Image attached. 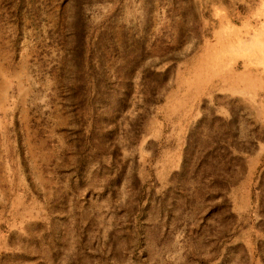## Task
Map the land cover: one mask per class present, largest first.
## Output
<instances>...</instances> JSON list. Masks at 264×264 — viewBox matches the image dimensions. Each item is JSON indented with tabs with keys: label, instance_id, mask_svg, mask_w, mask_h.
Wrapping results in <instances>:
<instances>
[{
	"label": "rangeland",
	"instance_id": "rangeland-1",
	"mask_svg": "<svg viewBox=\"0 0 264 264\" xmlns=\"http://www.w3.org/2000/svg\"><path fill=\"white\" fill-rule=\"evenodd\" d=\"M222 2L0 0V264H264V117L187 84Z\"/></svg>",
	"mask_w": 264,
	"mask_h": 264
},
{
	"label": "crops",
	"instance_id": "crops-1",
	"mask_svg": "<svg viewBox=\"0 0 264 264\" xmlns=\"http://www.w3.org/2000/svg\"><path fill=\"white\" fill-rule=\"evenodd\" d=\"M248 15L245 28H217L213 39L201 42L187 84L199 86L201 99L218 102L224 94L247 107L249 116L264 117V0Z\"/></svg>",
	"mask_w": 264,
	"mask_h": 264
}]
</instances>
